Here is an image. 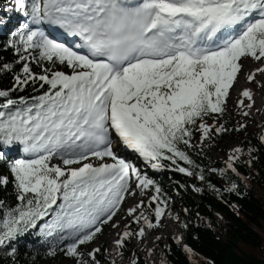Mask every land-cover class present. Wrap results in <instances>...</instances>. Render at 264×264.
Here are the masks:
<instances>
[{"label":"snow or ice","instance_id":"snow-or-ice-1","mask_svg":"<svg viewBox=\"0 0 264 264\" xmlns=\"http://www.w3.org/2000/svg\"><path fill=\"white\" fill-rule=\"evenodd\" d=\"M13 12L23 19L2 45L14 58L0 61L13 80L0 89V159L15 147L21 156L0 173L13 193L0 198V264H20L26 235L39 237L27 245L32 261L149 264L163 239L153 230L165 220L188 227L152 173L183 174L195 192L207 183L221 199L242 195L240 168L252 169L264 130L259 145L231 146L222 165L199 158L224 133L248 136L253 86L264 92V0H11L0 27ZM241 77L249 86L236 87ZM28 87L36 94H21ZM233 92L240 119L229 127ZM106 226L108 246L97 243Z\"/></svg>","mask_w":264,"mask_h":264},{"label":"trees","instance_id":"trees-1","mask_svg":"<svg viewBox=\"0 0 264 264\" xmlns=\"http://www.w3.org/2000/svg\"><path fill=\"white\" fill-rule=\"evenodd\" d=\"M14 24L12 22L9 26ZM7 37L6 35H0V61L10 62L14 58V52L2 46ZM17 67L19 66L17 65ZM12 83V73L0 74V89L8 88ZM21 94L35 95L36 93L32 87H28L26 92ZM233 124L231 119L229 127ZM249 140L253 144L259 145L258 139L250 135L242 143L247 144ZM257 157L253 162L252 169L254 170H249L248 166L244 167V165L240 168L248 182L247 186L241 184L240 191L242 195L222 192L223 199L210 189L207 183L200 181H195V185L203 189L206 188V190L195 193L192 190V179L184 177L183 174L169 171L152 173L174 197V204L178 207H175V209L179 212L181 219L186 220L188 224L186 229L180 227L183 234V243L195 250L194 254L189 255L181 245L169 240L167 243L169 247H163L159 244L160 249L157 255L159 259H161V254L164 253L167 257V264H209V262L211 264H264V146H260ZM199 159L204 164L209 163L206 156ZM3 160L0 163V173L8 171L6 159ZM210 179L212 183L223 190L224 186L219 183L215 176L211 175ZM185 180L188 183L187 188H179L177 191L176 187L171 186L173 181L184 183ZM10 187L8 190L0 187V198L7 199L11 203L13 193ZM185 208L188 209L187 214L183 211ZM214 215H218L224 225V231L220 239L212 230L193 222L195 216H200L208 219L215 227H218L213 220ZM31 255V250L28 251L21 244L18 257L20 264H44L47 260L59 256L57 254L56 257H47L44 253H41L32 261L29 259ZM3 259V254H0V260ZM141 261L143 260L141 259Z\"/></svg>","mask_w":264,"mask_h":264},{"label":"rangeland","instance_id":"rangeland-1","mask_svg":"<svg viewBox=\"0 0 264 264\" xmlns=\"http://www.w3.org/2000/svg\"><path fill=\"white\" fill-rule=\"evenodd\" d=\"M11 4V0H3V2L0 1V7H3L5 9V11L8 10V7ZM5 27H0V29H4ZM230 111L233 112V116H232V120L233 123L235 124L236 121L238 119H240V117L235 115V111L234 109L231 107ZM262 117L260 115H258L256 112H252V116L251 119L249 121L248 124V135L252 136L253 138L258 139L257 137V133L261 130H264V128H261L260 126L264 123L261 122ZM245 135L243 133V131H241L240 133H236V132H229L226 135L222 136L219 140H217V142L215 144H211L209 147L205 148L204 151L207 153L206 158L209 160V162H213L214 164H220L222 165V159L221 157H223L225 155V153L228 151V149L231 146L237 145L242 143L245 140ZM15 150L11 149L8 151L9 153H14ZM244 167H247V165H244ZM254 170V169H252ZM213 176L216 177V179L225 186L226 182H221L220 178L216 175L213 174ZM248 184V182H247ZM197 193V192H196ZM200 193V192H198ZM125 207H127V205H125ZM174 207L178 208L177 205L174 204ZM176 210V209H175ZM177 211V210H176ZM178 212V211H177ZM216 216V223L218 224V227H214L213 224H211L207 219L203 218V217H194L193 222L197 225H202L206 228H209L211 230H213V232L216 234V236L220 239V237H222L223 231H224V225L223 222L221 221V218L218 215ZM106 230L105 231V235L101 236L99 241H97V243H102L105 246L110 245V239H109V232L113 231L111 229H109L107 226L105 227ZM108 231V232H107ZM153 232L157 235H161L163 237V239H161L160 241H156L155 243H157L158 245H162L163 247L165 245H167V243L169 242V240H171L172 242H176L174 237L175 236H183L182 235V231L180 229V226L178 224V222L176 221H172V220H165L163 223V226L153 230ZM105 236H107V238H105ZM154 241L152 239H148V246H151L152 243ZM138 245L137 250H141V259L144 260L145 258V254L142 251V249L145 247L144 244H138V242L133 239L129 245V247ZM159 253V247L156 249L154 255L152 258H150L149 264H152V261H155V264H159V259L157 258V255ZM119 259V258H117ZM44 264H70V261L68 259H56V260H52V261H46Z\"/></svg>","mask_w":264,"mask_h":264},{"label":"bare ground","instance_id":"bare-ground-1","mask_svg":"<svg viewBox=\"0 0 264 264\" xmlns=\"http://www.w3.org/2000/svg\"><path fill=\"white\" fill-rule=\"evenodd\" d=\"M244 86H249V85L246 82V80L243 77H241V80H240L239 84L236 85V87L242 89V87H244ZM253 87H254V101H255L253 111L262 117L261 122L264 123V92H261L259 90L258 86H253ZM235 97H236V93L233 92V99L230 100V102H229L230 108L232 107V104L234 103ZM256 109H258L259 111H256ZM234 111H235V109H234ZM105 238H107V236H105Z\"/></svg>","mask_w":264,"mask_h":264}]
</instances>
